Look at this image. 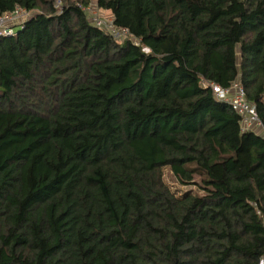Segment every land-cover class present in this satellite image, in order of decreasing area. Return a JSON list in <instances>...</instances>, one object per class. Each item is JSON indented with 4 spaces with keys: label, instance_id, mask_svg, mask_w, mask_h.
Masks as SVG:
<instances>
[{
    "label": "trees",
    "instance_id": "trees-1",
    "mask_svg": "<svg viewBox=\"0 0 264 264\" xmlns=\"http://www.w3.org/2000/svg\"><path fill=\"white\" fill-rule=\"evenodd\" d=\"M110 10L116 40L85 10ZM0 264H257L264 0H0ZM171 168L199 191L178 195Z\"/></svg>",
    "mask_w": 264,
    "mask_h": 264
},
{
    "label": "built area",
    "instance_id": "built-area-1",
    "mask_svg": "<svg viewBox=\"0 0 264 264\" xmlns=\"http://www.w3.org/2000/svg\"><path fill=\"white\" fill-rule=\"evenodd\" d=\"M90 21L97 27L109 31L116 40H121L129 34L127 28H120L114 24L110 10L101 9L97 4L85 8ZM29 10L16 6L14 10L0 15V36H14L25 26L29 17ZM19 26V28H16ZM218 98L229 102L232 109L241 116L242 130H256L264 137V126L259 118L255 105L246 99L244 87L239 82H234L230 88L214 85ZM257 264H264V253Z\"/></svg>",
    "mask_w": 264,
    "mask_h": 264
},
{
    "label": "rangeland",
    "instance_id": "rangeland-1",
    "mask_svg": "<svg viewBox=\"0 0 264 264\" xmlns=\"http://www.w3.org/2000/svg\"><path fill=\"white\" fill-rule=\"evenodd\" d=\"M16 28H19V26H16ZM164 178L165 181L171 187V189L178 195L184 193L186 190L189 189H193L194 191H199L197 185H194L192 183L182 184L179 180H177V178L172 173L171 168L168 166L164 168Z\"/></svg>",
    "mask_w": 264,
    "mask_h": 264
}]
</instances>
